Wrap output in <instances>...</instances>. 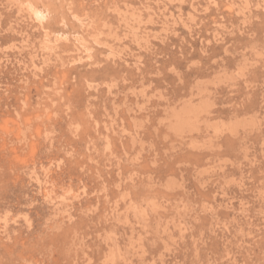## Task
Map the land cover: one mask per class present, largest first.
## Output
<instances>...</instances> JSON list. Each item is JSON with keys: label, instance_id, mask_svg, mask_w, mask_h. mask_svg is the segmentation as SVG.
Returning <instances> with one entry per match:
<instances>
[{"label": "rangeland", "instance_id": "rangeland-1", "mask_svg": "<svg viewBox=\"0 0 264 264\" xmlns=\"http://www.w3.org/2000/svg\"><path fill=\"white\" fill-rule=\"evenodd\" d=\"M0 264H264V0H0Z\"/></svg>", "mask_w": 264, "mask_h": 264}, {"label": "bare ground", "instance_id": "bare-ground-1", "mask_svg": "<svg viewBox=\"0 0 264 264\" xmlns=\"http://www.w3.org/2000/svg\"><path fill=\"white\" fill-rule=\"evenodd\" d=\"M25 8H26V11L30 14V16H32L36 21L40 22L43 19L45 11L37 7L32 2L27 1L25 3Z\"/></svg>", "mask_w": 264, "mask_h": 264}]
</instances>
